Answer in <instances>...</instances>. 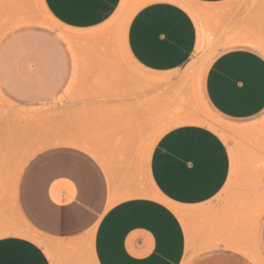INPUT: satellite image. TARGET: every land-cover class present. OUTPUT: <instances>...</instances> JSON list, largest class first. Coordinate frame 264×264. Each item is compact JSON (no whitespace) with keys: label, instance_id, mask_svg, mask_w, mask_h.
Returning a JSON list of instances; mask_svg holds the SVG:
<instances>
[{"label":"rangeland","instance_id":"1","mask_svg":"<svg viewBox=\"0 0 264 264\" xmlns=\"http://www.w3.org/2000/svg\"><path fill=\"white\" fill-rule=\"evenodd\" d=\"M170 1L191 14L199 45L183 69L151 74L124 48L133 7L77 30L56 22L42 0H0V237L41 242L43 234L21 207L25 174L46 154L76 152L107 180L105 204L76 238L83 264H94L92 239L104 212L127 198H157L147 172L154 144L173 127L196 124L232 146L242 169L236 185L230 182L210 205L221 203L240 217L220 221L224 235L215 242L236 244L248 264H264V112L248 122L223 118L202 91L219 53L245 48L264 57V0ZM106 101L158 105L105 108ZM93 103L99 107H89ZM234 228L241 238L231 235Z\"/></svg>","mask_w":264,"mask_h":264},{"label":"crops","instance_id":"2","mask_svg":"<svg viewBox=\"0 0 264 264\" xmlns=\"http://www.w3.org/2000/svg\"><path fill=\"white\" fill-rule=\"evenodd\" d=\"M190 1L210 5L221 0ZM42 3L56 22L77 30L99 27L133 7L124 48L138 68L151 74L183 69L199 45L191 14L170 0ZM202 91L209 107L223 118L248 122L258 117L264 112V57L245 48L219 53L205 72ZM149 103L106 101L104 107L158 105ZM239 152L241 156L242 149ZM235 153L204 126L183 124L165 132L147 164L157 198H127L104 212L92 239L94 264H248L236 244L215 242L224 235L219 222L239 220L238 212L222 210L221 203L210 207L230 182L236 185L241 177ZM106 181L91 161L76 152L42 156L25 174L21 207L44 238L38 242L16 234L1 236L0 264H83L76 238L105 204ZM231 235L242 236L236 228ZM261 243L264 249V226Z\"/></svg>","mask_w":264,"mask_h":264}]
</instances>
